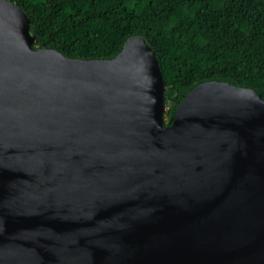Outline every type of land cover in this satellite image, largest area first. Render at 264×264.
I'll return each instance as SVG.
<instances>
[{
	"label": "water",
	"instance_id": "1",
	"mask_svg": "<svg viewBox=\"0 0 264 264\" xmlns=\"http://www.w3.org/2000/svg\"><path fill=\"white\" fill-rule=\"evenodd\" d=\"M0 0V264H264V96L201 82L166 117L147 36L37 45Z\"/></svg>",
	"mask_w": 264,
	"mask_h": 264
},
{
	"label": "trees",
	"instance_id": "2",
	"mask_svg": "<svg viewBox=\"0 0 264 264\" xmlns=\"http://www.w3.org/2000/svg\"><path fill=\"white\" fill-rule=\"evenodd\" d=\"M37 45L68 56L112 58L148 37L167 83V114L195 85L226 80L264 96V0H17Z\"/></svg>",
	"mask_w": 264,
	"mask_h": 264
},
{
	"label": "rangeland",
	"instance_id": "3",
	"mask_svg": "<svg viewBox=\"0 0 264 264\" xmlns=\"http://www.w3.org/2000/svg\"><path fill=\"white\" fill-rule=\"evenodd\" d=\"M166 117H167V118L169 117L168 114H166Z\"/></svg>",
	"mask_w": 264,
	"mask_h": 264
}]
</instances>
